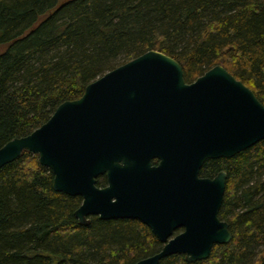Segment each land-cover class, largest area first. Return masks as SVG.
<instances>
[{"label": "trees", "instance_id": "1", "mask_svg": "<svg viewBox=\"0 0 264 264\" xmlns=\"http://www.w3.org/2000/svg\"><path fill=\"white\" fill-rule=\"evenodd\" d=\"M0 47V147L150 49L176 58L188 81L221 64L264 104V0H0ZM222 170L219 216L232 239L206 259L176 253L159 264H264V139L206 160L200 174ZM53 180L29 150L0 168V264H135L162 248L139 219L90 215L81 224L82 196Z\"/></svg>", "mask_w": 264, "mask_h": 264}, {"label": "water", "instance_id": "2", "mask_svg": "<svg viewBox=\"0 0 264 264\" xmlns=\"http://www.w3.org/2000/svg\"><path fill=\"white\" fill-rule=\"evenodd\" d=\"M263 139L264 104L223 65L187 83L176 58L150 49L60 103L28 135L7 141L0 168L24 150L36 153L52 170L55 190L82 196L75 210L81 224L98 215L139 219L152 229L163 246L135 264L176 253L194 262L232 239L219 217L227 173L202 176L201 168ZM101 175L105 186L97 184Z\"/></svg>", "mask_w": 264, "mask_h": 264}, {"label": "flooded vegetation", "instance_id": "3", "mask_svg": "<svg viewBox=\"0 0 264 264\" xmlns=\"http://www.w3.org/2000/svg\"><path fill=\"white\" fill-rule=\"evenodd\" d=\"M206 72H207V70L204 71L202 74L198 75L196 78H194V79H192V80H190V81H188V80L185 79V81H186L187 83H192V82H194L198 77L204 75ZM184 78H185V77H184ZM158 162H159V159H158V158H154V159H153V164H157ZM215 176H216V175H215ZM208 177H210V176H208ZM213 177H214V176H213ZM219 217H220V216H219ZM220 219H221V218H220ZM222 220H223V219H222ZM226 221H227V220H226ZM182 230H183V228H179V229L175 230L173 235H176L177 233H180Z\"/></svg>", "mask_w": 264, "mask_h": 264}, {"label": "rangeland", "instance_id": "4", "mask_svg": "<svg viewBox=\"0 0 264 264\" xmlns=\"http://www.w3.org/2000/svg\"><path fill=\"white\" fill-rule=\"evenodd\" d=\"M2 49V47H0V50Z\"/></svg>", "mask_w": 264, "mask_h": 264}]
</instances>
